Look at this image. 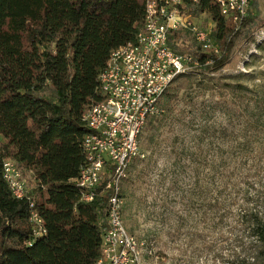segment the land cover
Instances as JSON below:
<instances>
[{"label": "trees", "instance_id": "16d2710c", "mask_svg": "<svg viewBox=\"0 0 264 264\" xmlns=\"http://www.w3.org/2000/svg\"><path fill=\"white\" fill-rule=\"evenodd\" d=\"M187 9L214 23L211 35L221 56L207 66L208 56L194 43L181 45L186 38L181 33L170 35L169 44L176 53L193 54L204 73L222 71L234 47L260 22L259 12L251 9L238 25L223 16L215 0L187 2ZM145 12V0H0V264L100 260L112 193L102 186L93 202L85 203L75 183L86 164L83 141L91 132L83 118L102 99L100 75L112 52L136 41ZM49 86L53 99L44 95ZM168 92L161 107L175 100ZM161 122L151 119L146 126L153 130ZM154 135L146 136L148 143ZM259 153L264 156V149ZM8 161L24 177L32 174L28 188L34 207L13 197L3 176ZM249 177L241 181L244 195L233 193L241 202L227 232L228 264H264V175L253 183ZM33 213L44 223L46 233L40 236Z\"/></svg>", "mask_w": 264, "mask_h": 264}, {"label": "rangeland", "instance_id": "374dc122", "mask_svg": "<svg viewBox=\"0 0 264 264\" xmlns=\"http://www.w3.org/2000/svg\"><path fill=\"white\" fill-rule=\"evenodd\" d=\"M257 11L260 22L225 68L178 78L168 92L172 106L149 119L162 122L144 129L145 158L133 160L121 184L124 225L139 252L129 264H228L227 232L241 202L233 193L244 195L245 177L253 183L264 175V41H255L264 28V2H254ZM197 17L213 30L207 16ZM184 36V44H193ZM44 95L53 99L54 89ZM31 178L27 172L28 186Z\"/></svg>", "mask_w": 264, "mask_h": 264}, {"label": "built area", "instance_id": "2783aa9c", "mask_svg": "<svg viewBox=\"0 0 264 264\" xmlns=\"http://www.w3.org/2000/svg\"><path fill=\"white\" fill-rule=\"evenodd\" d=\"M223 16L241 25L254 2L264 0H215ZM187 2L198 0H145V25L134 43L112 52L100 75L102 99L85 112L83 121L91 131L85 136L83 149L86 164L75 183L82 191V201L91 203L104 186L111 191L109 230L103 235L102 256L97 264H129L138 260L135 239L124 225L121 184L135 159H144L140 146L143 131L153 116L163 112L161 101L175 80L196 72L201 62L191 53H176L169 44L174 33L189 36L208 56L206 65L214 64L221 51L206 29L190 13ZM204 16V15H202ZM256 46L264 41V28L256 34ZM188 46V44H181ZM4 179L14 198L30 201L31 192L16 163L4 164ZM38 225L35 234L46 233L43 221L33 213Z\"/></svg>", "mask_w": 264, "mask_h": 264}]
</instances>
